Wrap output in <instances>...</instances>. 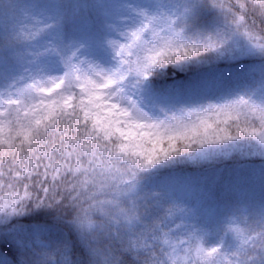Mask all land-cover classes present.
<instances>
[{"label":"snow or ice","instance_id":"1","mask_svg":"<svg viewBox=\"0 0 264 264\" xmlns=\"http://www.w3.org/2000/svg\"><path fill=\"white\" fill-rule=\"evenodd\" d=\"M243 55L259 80L159 116L144 104L157 69ZM234 156L264 160V0H0V251L14 264H264V196L170 174Z\"/></svg>","mask_w":264,"mask_h":264},{"label":"trees","instance_id":"2","mask_svg":"<svg viewBox=\"0 0 264 264\" xmlns=\"http://www.w3.org/2000/svg\"><path fill=\"white\" fill-rule=\"evenodd\" d=\"M21 2H27V0H21ZM41 2H44L41 0ZM81 3L92 4L95 0H80ZM93 16L98 15L95 9L92 10ZM90 23L85 14L83 20H77L71 22L69 27L73 32H78L84 29V27ZM261 60L258 57L243 55L236 58H225L221 61H211L207 64H187L183 67L167 66L163 69H157L154 75L146 84V91L144 93V99L152 106L154 104L164 105L171 108L174 105L181 103H198L203 101H215L218 97L223 96L227 92L239 87L245 79L255 78L259 80V66ZM226 70L229 77L226 79V84L211 93L196 92L189 94L186 89L187 83H191L202 73L209 71ZM155 109V108H154ZM159 116L160 113L157 109L154 112ZM264 160L259 157H241L234 156L228 160L212 161L204 164H180L170 171V174L176 172L185 173L188 175L204 174L209 170H218L224 168L226 171L229 168H235L237 165L253 164L262 162ZM257 166V164H254ZM261 174V172H257ZM251 194L259 199L264 196V185H261L258 189L252 188ZM21 223H29V218L24 217L20 221ZM8 261L9 264H14L13 257L6 251H0V261Z\"/></svg>","mask_w":264,"mask_h":264},{"label":"rangeland","instance_id":"3","mask_svg":"<svg viewBox=\"0 0 264 264\" xmlns=\"http://www.w3.org/2000/svg\"><path fill=\"white\" fill-rule=\"evenodd\" d=\"M44 1V0H42ZM105 62H108L109 58L104 56ZM229 77L226 70L209 71L201 74L196 81L189 83L188 92L195 91L212 92L222 88L226 84V79ZM144 104L150 112H153V108L149 107L145 102ZM254 164H257L255 166ZM257 172H261L258 174ZM262 174H264V161L253 164L237 165L235 168H229L224 171V168L218 170H209L204 174L188 175L185 173H174L173 176L192 178L201 181L212 187H219L224 184L238 183L245 186L249 191L252 188L258 189L261 185H264L262 180Z\"/></svg>","mask_w":264,"mask_h":264}]
</instances>
